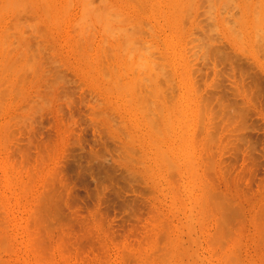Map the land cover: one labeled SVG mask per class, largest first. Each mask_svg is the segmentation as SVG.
<instances>
[{
    "label": "rangeland",
    "instance_id": "rangeland-1",
    "mask_svg": "<svg viewBox=\"0 0 264 264\" xmlns=\"http://www.w3.org/2000/svg\"><path fill=\"white\" fill-rule=\"evenodd\" d=\"M31 1L5 0L4 2V0H0V6L3 5L2 9L0 7V11L3 10V13L7 10L11 11V14L6 15L5 13L3 14L0 12L3 15L2 17L0 14V28L4 30L5 28L2 27H5L6 25L8 30V32H6V29L4 30L5 33L3 34V38L5 39L0 40L2 42L0 43V47H3V52H1V50L0 52L5 55L7 54L6 57L4 55L5 58H7L8 55L16 58H13L12 61V57L8 56L11 58V61L9 60L10 63L17 62L15 64L13 63L14 66L12 63L10 65L8 64L7 66L9 67L1 63L2 66L0 68V71H3L0 73V80L2 81H0V83L3 87L5 86L3 88L0 85V89H3L0 91V264H161V261L158 260L159 256L157 255H159L158 253L161 252L163 256L160 254V257L163 258L164 254H168V252L171 251V242H169L170 240H166L170 239L171 237V239L174 240L172 241L173 244L171 245L175 248L178 246L176 248L177 250L179 249V251L181 250L184 253L187 252L186 255H188V251L190 252L187 257H185L186 255L184 253L181 255L182 258L180 256V258L183 260L181 263L183 264H193L195 262V264H231L228 262L226 263L220 258V256L223 257V255H218L222 250L221 247H219L220 251H218L219 248L216 247L220 243L219 241H217V243L219 242L217 245L215 241V245L211 246L215 236L218 235H221V238L224 236V240L225 237H227L226 240L236 242L234 244L237 246L236 249L231 248L233 247L232 244L234 242L232 243L229 241L228 244H226L227 241H225L223 245H221L223 247L224 244L228 245L230 251L232 249L236 250V252L232 250L237 256L233 252L232 255L235 256L236 260H239L236 261V264L238 262L239 264H264V241L262 239L261 240L263 242L257 240L259 239L258 236H260V234L257 236L259 233L257 231L261 229L262 225V231H264V33H262L264 32V20L262 22L261 18L263 16L262 14H259H264V7L262 8L260 2L262 0H230L231 3H227V5L226 2H229V0H226L225 3H222L224 0H219L218 2L216 0L215 3L214 0H210L211 2L208 0H137L136 4V0H123V2L122 0H113L114 2L112 0H107L110 1L109 3H105L106 5L107 3L110 4L108 7L111 6V3L112 6L110 8H114L113 3L116 4L115 7H118L117 4H120L121 10L118 9L119 7L117 10L114 8L116 11H113V9H110L109 11V9H107V12L110 14L108 15L107 12H104L105 16L103 17L108 16L107 19L109 20L110 18L111 20V18L114 16L112 13L115 12V16L116 14H119L116 18H118V22H120L122 19V21H124L125 16H128V14L130 15L126 18L127 21L125 22H128V24L124 23L126 24L125 26L122 25V22V26H120V23H116L117 19L116 22L113 21L117 24V26L119 25L120 27L117 29L115 28L116 26H114V29L118 31L119 34L122 32V30H124L123 28L121 30V27L128 29L127 31L125 29L122 35L120 34L122 38H124L126 35H128V37L130 36L129 38L127 37L124 39L127 40L126 42L121 39L119 34H116L117 32H114L115 30H112L114 24H112V20L109 24V27H112L111 29H108L109 27L107 24L109 22L107 23L105 19H101L102 16L99 18L100 15L98 14V17L96 18H99L101 21H96L98 23L94 24L96 18L93 16V14L91 15V13H87L91 9L90 5L95 6L94 4L96 3H99L96 5H100V8L101 3H103L101 10L105 11V4L103 0H101V3L99 0H89L88 2L92 1L91 4L84 2L87 0H84L83 2L80 0L83 5L85 4L84 7L87 11L85 13L83 12L84 8L81 9L83 5L81 4L80 6V1L72 0L73 2H70L72 3L71 5L70 3H67L70 6H67L69 13L67 10V12H64L66 16L64 15L65 18L63 20L61 18V12L63 14V11H60L61 9L58 8L59 10H56L55 14L57 16L59 11L60 15L58 14V18H56L55 14H53V11H55L53 9H57V7L60 5L63 6L65 0H62L64 3H62L60 0V5L57 4V1L59 0H54L56 3H54V5L53 1L50 0L49 3L52 2L51 4L53 5V9L51 8V11L48 9L51 4L46 5L47 1L45 2V0H41L40 3V0ZM34 1L35 6L33 4ZM117 1L120 3H116ZM232 1L234 3L233 5H235L237 2L235 5L236 9L233 7V5L231 6ZM243 1H247V5L245 3L243 4L246 5V7L248 6V9L242 4ZM257 1L260 3L258 4ZM42 2H45V6H42ZM124 2L127 4L125 5ZM192 2L195 9L193 8V5H191ZM198 2L200 5L197 4ZM253 2L255 6H253ZM86 3L89 4L87 7L90 8L86 7ZM203 3L204 5L202 7L201 4ZM211 3L213 6L217 3L215 5L214 11L212 7V9L209 8L210 5L212 6ZM219 4H224V6L226 5V7H224L225 10L223 6H220ZM39 5L42 6V8L44 7L45 12L42 10V8V13L39 11ZM77 5H79L80 8H78ZM131 5L135 7L136 5L139 6L135 8ZM46 6L48 7L47 10L45 9ZM61 6L60 8H62ZM229 6H231V8ZM258 6L262 8V10H259ZM6 7L7 10L4 9ZM9 7L10 9H8ZM13 7L15 14L14 11H12ZM170 7L173 8L171 9ZM219 7L223 8L221 9L222 12L220 11ZM237 7L239 10H241V12L239 11L240 13L238 12ZM255 7L258 8L259 13L257 14L255 13ZM65 8L66 7L64 6L63 9ZM96 8L98 7L96 6ZM100 8L97 10L101 12ZM138 8H140V10ZM189 8H191V10ZM197 8H199L198 12ZM150 9L152 12L149 11ZM188 9L189 13L191 11L190 15L192 14L189 21L186 18L190 16L185 12ZM78 10L84 15L81 13L78 14ZM92 10L93 9H91V12H93ZM124 10L127 15L125 12L123 14ZM226 10H229V13ZM10 11L6 13H10ZM49 11L50 13L52 12L49 15L52 16L53 14L55 16L54 18H52L53 16L51 17L48 15ZM235 11H237L238 14L242 13V18L240 15L235 13ZM184 12L188 17L185 15L183 17L186 18L182 17ZM196 12L198 13V16ZM219 12L221 14H218ZM226 12L228 15H226ZM93 13L94 15L97 14L95 12ZM120 13L124 15L121 16L122 18H120ZM146 13L147 15H145ZM46 14L49 17V20L46 18ZM87 14L91 15L90 19L93 16L95 20L88 19L89 16H85ZM230 14L232 15L230 16ZM43 15L46 19L43 17ZM101 15H103L102 12ZM195 15L196 17L194 18ZM223 15H226L227 17H224ZM236 15L237 18L239 17V20L241 18L240 21L235 18ZM78 16L81 19L83 16H85L87 21L85 20V22L83 21L84 23H82V20H80ZM206 16L208 17L207 19ZM210 16L213 17V19L215 18V21L210 20L212 19ZM14 17L16 18L14 19ZM129 18L132 19L130 20ZM225 18H231L234 19V21L229 19L228 23L225 24L223 23L226 20ZM52 19L57 20L53 21ZM163 19H165L164 22ZM46 20L49 22L47 23ZM92 20H94V22H92ZM138 20H140V23L138 22L139 24L137 23ZM182 20H184V27L181 23ZM10 21L13 22L14 26ZM102 22H104V24L107 26L106 27L104 25L107 30L102 25V28L100 27V23ZM229 22H232V24H229ZM73 23H75V26H73ZM92 24L95 28H104V31L106 30V32L112 30L109 34L113 32L112 35H118L119 39L123 41L124 45L128 44L129 47L131 46L130 48L127 46L126 49H134L136 52L137 48L138 51L136 53L130 50L126 51L123 45L125 54H123V51H121V53L124 55V57L122 56L120 59V54L117 53L119 60L115 59L116 61H114L113 58L117 57L116 52H120L121 50L122 46L120 47V50L118 46L122 45V42H120V44L118 43V37L115 38L112 37V35L110 36L113 38V40L115 38L114 41L116 42L113 43L119 44L116 51L115 44L112 45V39L109 40L108 38L109 34L107 33V36L105 35L107 39L105 36L102 37L101 34L105 32L102 30L100 31L102 33H97L99 32L98 28L97 30H94V28H91ZM235 24H237L238 29H235ZM77 25H81L80 28L83 27V30L85 29L84 27L87 26L96 32L94 33L89 28L91 32H88L89 34L87 35L86 31L89 30L85 29L86 33L80 30L81 33H85L88 37L87 41H85L86 39L82 37L83 34H80V31H78L79 28L77 27L79 26ZM253 25L257 30L252 29L254 28ZM128 26L130 27L128 28ZM138 26H141V28ZM180 26H182V28ZM193 26H196V28L200 29V31L196 30L195 28L194 29L197 32L194 31L192 28ZM227 26H233L234 31H232V28H230L232 30L227 29ZM71 27H76L75 30L78 29V35L80 34V37L83 38H80L83 40V45H81L82 43H79L82 40L78 39L79 36L76 33L77 31L75 32L74 28L72 29ZM148 29H151L152 32L151 30L148 31ZM54 30H56L58 33ZM119 30L121 32H119ZM237 30L240 32H238V36H232V33H234L233 35H237V33H235ZM16 31L19 33L22 32L20 34L21 36L18 34V32L16 33ZM140 31L142 33L139 35L138 33ZM192 31L194 32L191 33ZM126 32H128V34L125 35L124 33ZM164 32L167 33L164 34ZM201 32L202 35L207 34V38L205 35L202 36ZM259 32L262 35H260ZM2 33H0V39H2ZM208 33L210 34L208 35ZM23 34L24 36H22ZM239 34L241 35L240 37ZM148 35H150V38H148ZM186 35L188 37L192 36V38L188 39ZM199 35L202 36V40L204 39V42H201L202 40L197 41L200 39ZM135 36L136 38H134ZM258 36H260V38H258ZM74 37H76L79 41H77L76 38L74 39ZM193 37L198 38H194L193 40ZM90 38H94L92 39L93 41H90L91 43L88 42V40H91ZM101 38L111 41L112 44H104V40L102 41ZM205 38L208 39V42L214 45L212 46L211 44H208L207 41L205 44ZM139 39H142L141 41L144 42V44L142 42L143 45L147 44L146 47L140 44L141 41H137ZM155 39L157 41H155ZM236 39L240 40L237 41ZM100 40L105 45H103L104 47L100 46L102 45V43H99L101 42ZM148 40L149 42L146 43ZM188 40L190 43L187 42ZM16 41H18V43H16ZM24 41H26V43ZM109 41L108 43H110ZM85 42L88 43L87 46L89 51L85 50L87 44ZM199 42L201 43V46H199L200 49H196L199 44L196 46V48L194 47V44ZM4 43H7V45L9 44L8 46L11 48L10 54L7 53V51L9 52V48L6 49L8 46H6ZM161 44L164 47L160 46ZM75 45H79V47L82 48L77 50L79 51V54L76 51L77 46ZM20 46L25 47L22 49ZM106 46L110 48L107 50ZM112 46H115L114 49ZM99 47L101 50L105 49L103 50L102 56V51L99 49ZM140 47H142V50H144L139 51V49L141 50ZM153 47L154 49L152 50ZM156 47L158 49H156ZM192 47L194 48L192 49ZM240 47L241 49H239ZM202 48L205 49V51L211 50L209 53L214 52L217 54L216 57L215 54L213 55V53L210 54V56L207 51V53H205L207 55L205 60H202V57H205L202 56L204 53ZM214 48L217 50H213ZM194 49L198 51H195ZM4 50H6V53ZM192 50H194L197 54L195 55ZM98 51H101L100 54ZM109 51L113 53H109ZM217 51H219V55ZM129 52L130 54L131 52L135 54H131V59L135 58L134 61L125 59V55H127V58L128 55L130 56V54H128ZM143 52L144 55H142ZM152 53H158L159 56L155 55L153 60L152 58H149V56L152 57ZM191 53L192 55H195L193 56L194 58L191 57ZM16 54H18V56ZM83 54H85L86 57ZM139 54L141 55L140 57H142L141 61L148 60L150 62L152 59L151 61L154 64L150 62L152 63L150 66L148 61V65H146L147 63H144V66L141 67L142 69L144 68V72L141 69L143 74L141 73V76H138L137 71L140 68L139 66L143 64H140L142 62L137 61V66L139 68L136 67V75L134 74L133 76L130 74V72H128V70L132 71L131 68L132 66H135L134 62L137 60V58L140 60L138 57ZM98 55L102 57V60H105L103 62H105L106 65H104L105 67L102 66L104 67L102 68L103 70L100 68L101 65H103V62H100L102 60L98 59ZM104 55L106 57H104ZM108 55H112V58L108 57ZM199 55L202 57H199ZM90 56L91 59L89 58ZM107 57L108 61L106 59ZM160 57H163L162 60ZM1 58L3 61L0 60V62L5 63V58H3V56ZM86 58H88V61ZM200 58L201 60L199 61L198 59ZM109 59H111L113 63L115 62L114 65L116 69H112V71L108 69L111 68L110 65L112 68H114L112 61L110 62ZM187 59L190 60V62L187 61ZM214 59L216 60L215 64H213ZM120 60L124 64L123 65L120 63L122 65L121 69H119L120 64L116 65L120 62ZM96 61H99L98 63H101V65H97ZM196 61L197 63H195ZM90 62L92 64L94 63V65H90ZM129 62H133L131 68L128 67ZM156 62H159L157 63L158 68L156 66ZM80 63H83L81 64L82 66ZM160 63H164V65L167 63V65H162L163 69H161ZM202 63L203 65H200ZM86 64L89 65L91 70L90 72L88 70V65ZM125 65L128 68H125ZM98 67L101 70H99ZM145 67L147 70H145ZM192 67H194L193 70H191ZM134 68L135 67H133V69ZM5 69H8V71H5ZM122 69H125V75V72ZM149 69H151V71ZM153 69L158 70L156 72L157 74L155 72L153 74ZM165 69L168 71H165ZM92 70L96 74L92 72ZM98 70L101 71V73ZM121 70L123 74H121ZM146 71H148V73ZM160 71L161 74L159 75L158 73ZM145 72L147 73L148 77H146V75L144 76ZM162 72L164 74L166 73L164 77ZM3 73L4 75H2ZM113 73H115V76L117 74L119 75L116 77V79L118 78L116 83H125L117 86L118 83L116 84L114 82L115 78L112 81V83L114 82L113 84H115L118 89L119 87H122L120 89V91L123 90L121 91L122 93L120 91L118 92V89L112 90L111 93H109L110 91L104 90L106 89L104 86H106V84L111 80L110 77L113 78ZM129 74L136 79V83L131 84L134 82V79H132L133 81L127 80L131 79ZM8 75H13V77ZM15 75L18 76V79ZM103 75L105 77L107 75V79L109 77L110 80L107 82V79H102L101 76ZM155 75L158 76V78L157 76L155 77L156 80L154 78ZM189 75L192 76L190 77ZM124 76L125 78H123ZM149 76L153 79L151 78L149 81H147L146 78L149 79ZM97 77L101 79L98 81ZM161 78L162 81L164 80V83L165 81L166 83L168 81L169 84H164L161 81ZM124 79L127 81V83L130 81V84L133 86L128 88V84H126ZM102 80L103 85H100V81ZM138 80H143L144 82L147 81V85L145 84L146 82L143 83L139 82ZM18 81H21L19 82L20 84ZM96 81L99 84L96 83ZM141 83L145 85L142 86ZM135 84H137V86ZM149 84L153 86V90L152 86L150 87ZM160 84H162L161 86L164 89L160 87ZM191 84L193 86L195 85L194 87L197 89L196 91L194 87L191 86ZM8 85L11 86V90L6 92V96L5 90L9 89ZM12 85H14L13 88L16 87L14 88L16 91L13 90L14 92L12 91ZM115 85L111 86L110 84L109 86L115 88ZM126 87L127 90L125 91ZM142 88H144V92L142 91ZM128 89L129 92L132 91L131 94L134 93L135 95H129L127 92ZM145 89H151V91H145ZM161 89L162 91H160ZM107 90H110L108 86ZM114 91L117 93L114 94ZM138 91L139 93H137ZM140 91H142L143 94ZM193 91L196 93H193ZM15 92L17 93L16 95L18 97H16ZM157 92L160 93L158 94ZM124 94L125 96L129 95L130 99L128 98L129 96L125 98V100L122 99L124 98L122 97ZM149 94L154 99L151 98ZM140 95H145L147 101L143 96L140 97ZM14 96L15 98H13ZM135 96H139V99L142 100L145 99V102H141V100H139V103H144V106H140L138 103V97L136 98ZM1 97H4V101L1 99ZM198 98L202 101H200ZM12 99L15 100L12 101ZM120 99L123 103L120 101ZM129 100L132 104L129 103ZM127 101L131 106L127 103ZM1 102H4V104H1ZM133 104L137 106H133ZM197 104L199 105L197 106ZM10 105H12V107ZM121 105H123V107H121ZM129 106L130 108H125ZM146 106H148L147 108L149 109L144 108ZM211 106L213 107L211 108ZM139 107L140 109L144 108L143 110H149L148 112L150 114L146 111H143L142 109L139 110ZM135 108H137L139 112ZM127 109H130V111H127ZM158 110L159 113L157 114ZM141 111L145 114V116L143 113V115L140 116ZM165 111H168L167 113L169 114V121H166L168 114ZM129 116L131 119H129ZM149 118H151L153 122H151ZM153 119H155V121ZM130 121L136 124H131ZM153 123L155 126L158 125L157 128ZM2 124L6 127H4V132L1 130L3 128ZM123 124L125 125L123 126ZM150 124H152L156 130L152 128L154 129L152 131L151 127L149 128V126H151ZM167 124L170 125L168 126ZM136 125H138V128H140L138 129ZM133 126L134 129L135 127L137 129H132ZM159 128L161 131L158 130ZM163 130H167L168 134ZM139 131H141L140 135ZM145 132L147 135L149 134V140L152 136L151 139L153 142L156 141L157 143L155 142V144L159 145L154 147L158 146L159 148H164V150L160 148L161 151H165V156H169L171 161L174 160L173 162H168V157L163 158L164 160H160V156L164 157V154L158 156V153H161V151L158 147V149L153 148V144L151 146L150 143L152 142L147 140L148 136L145 134ZM160 132L161 134H159ZM135 133L139 136L137 135L136 137ZM155 133L158 135L155 136ZM131 136L132 141L130 140ZM140 139H142L141 142ZM164 139L168 142H166ZM194 139H196V145L192 142ZM148 145L149 147H146ZM167 146L170 149H168ZM174 147L177 152H174ZM148 148L150 149V153H148ZM155 149L156 151L159 150V152H155ZM146 155L148 156V159ZM152 155L156 157H153L156 159L155 161H153L154 159L151 158ZM187 159L189 160L188 163ZM162 160L164 163L166 160H168L166 162L168 164L165 163L164 165ZM182 161L187 165H184ZM156 163L157 165L159 164V167L156 165ZM192 165L194 167H192ZM185 166L186 168H184ZM189 167L193 169H190ZM184 169L188 171L185 172ZM189 171L190 175H192L193 172L195 174L194 182H192L195 184H193V187L192 183H188V179L190 178H188V175L186 174H188ZM203 180L206 181L207 186L205 187V191L209 188H213L211 192V189H209V198L207 200L210 201L209 203L215 206L214 208L211 205L214 210L211 206H209L208 210H210V213L213 212L211 213L212 215H210V213L207 214L209 212L207 210V205L209 203L207 204V201L205 203V200L207 199L205 198L207 197V195L205 196L206 192L202 193V190L204 191V187L201 184ZM203 184L205 186V183ZM200 185L203 188H200ZM190 187L196 190L191 192ZM188 189L190 192H188ZM174 192L177 194H174ZM189 193L191 194L190 196ZM197 196L199 197V202H197ZM201 197H203V205L201 204ZM213 198H215V203H212ZM195 203H197V205ZM201 205L206 209L204 208L202 210ZM218 206L220 207L219 209L223 210H220V212L219 209L216 210ZM200 208L202 212L199 211ZM205 210H207V213ZM198 211L202 213V216L204 214L207 216L202 217ZM218 212L221 214V216ZM197 222L201 223L199 224L201 227ZM228 230H230L231 233L228 232ZM212 232H214L215 235H212ZM232 233H234V236L237 234L238 236H236L238 238H236V236L234 237L233 235L231 236ZM262 234L263 235L260 236V238L264 237V232ZM209 235L213 237L211 238L213 240L209 238ZM195 238H198L199 240ZM207 241L211 243L208 244ZM222 242L223 241L221 240V243ZM166 245L169 246L167 247ZM163 246L166 248L164 249ZM225 247L222 252L227 251V248L225 249ZM162 248L168 252L162 253V251H164ZM148 252L150 254L149 256ZM192 253H195L196 257ZM166 260H168V257ZM169 261L171 263L172 260L169 259L168 262ZM178 263L180 264V260Z\"/></svg>",
    "mask_w": 264,
    "mask_h": 264
},
{
    "label": "bare ground",
    "instance_id": "bare-ground-1",
    "mask_svg": "<svg viewBox=\"0 0 264 264\" xmlns=\"http://www.w3.org/2000/svg\"><path fill=\"white\" fill-rule=\"evenodd\" d=\"M9 1H10V0H9ZM30 1H31V0H30ZM38 1H39V0H38ZM43 1H44V0H43ZM46 1H47V2H46ZM52 1H53V5H54L55 2H54V0H52ZM63 1H64V0H63ZM71 1H72V0H70V1H69V0H65V3H66V5H65V3L62 2V0H61V2L64 3L63 6H61V5L59 4V2H60V0H59V1H57V4L60 5L62 8H60V6H58L57 9H56V8L53 9V5L51 4L52 2L49 3L50 0H49V1H48V0H45L46 5H47V4H49V5L51 4L49 8L46 6L45 9L47 10V8H48V9L51 11V8H52L53 10H55V11L52 10V11H53V14H55L56 10L61 9L60 11H63V14H62V12H61V16H62L61 18H62V20H63V19L65 18V16H66L64 12H67V11L69 10V9L67 8V6H69L68 4H69ZM79 1H80V0H79ZM83 1H84V0H82V2H83ZM88 1H89V0L84 1V2H88ZM103 1H104V4H105L106 2H108V3L110 2V1H107V0H106V1L103 0ZM112 1H113V0H112ZM119 1H120V0H119ZM119 1H117L116 3H118ZM128 1H129V0H128ZM132 1H133V0H132ZM132 1H131V2H132ZM134 1H135V0H134ZM139 1H140V0H139ZM155 1H156V0H155ZM160 1H161V0H160ZM188 1H189V0H188ZM192 1H193V0H192ZM196 1H198V0H196ZM206 1H207V0H206ZM208 1H210V0H208ZM215 1H216V0H214V3H215ZM218 1H219V0H217V2H218ZM221 1H222V0H221ZM225 1H226V0H224V2H222V3H225ZM254 1H255V0H254ZM259 1H260V0H259ZM4 2H5V0H4ZM6 2H7V1H6ZM25 2H26V1H25ZM31 2H32V1H31ZM36 2H37V1H36ZM40 2H41V0L39 1V3H40ZM45 2H42L43 5H42V4H40V5L45 6ZM72 2H73V1H72ZM93 2H94V1H93ZM99 2L101 3V0H99ZM113 2H114V1H113ZM122 2H123V0H122ZM131 2H130V3H131ZM174 2H175V1H174ZM199 2H201V1H199ZM199 2H198L197 4H199ZM210 2H211V1H210ZM246 2H247V1H245V2L243 1L242 4L245 3V4L247 5ZM257 2H258V1H257ZM260 2H261V6H262V8H263V7H264V2H263V0L260 1ZM260 2H258V4H259ZM10 3H11V2H10ZM17 3H18V2H17ZM19 3H20V2H19ZM67 3H68V4H67ZM88 3L91 4L92 1H91V2H88ZM95 3H96V2H95ZM108 3H107V5H106V4L104 5L106 9H105L104 6H103V8H104L105 11L101 10V9H102V4H103V3H101V8L99 7L100 5H96V4H99V3H96V4L93 3L95 6H91V5H90L91 9H93L92 11L95 12V13H97V14H95L96 16L94 15L93 12H91V9L89 10L90 12H89V11L87 12L86 9H85V7H84L85 4L83 5V3H81V1H80V6H81V4H82L83 7H82L81 9L84 8V9H83L84 11H83V10H81V11H83L84 13H85V12H87V13H91V15L93 14V16H94L95 18L98 17V16H97L98 14L100 15L99 18H101V16H102L101 19H105L107 23L109 22L108 24L106 23V24L108 25V27H109V24H110V22H111V20H112V24L114 23V24H113V27L110 26L108 29H111V27H112V28H113V29H112L113 31L115 30V29H114V26H116L115 28H117V29L120 28L119 25L117 26L116 23H118V24L120 23V26H122V25L125 26L126 24H128V22L126 23L125 21H127L126 18L130 16L129 14H128V16H125L124 21H122V20H123V19H122L120 22H118V18H116L119 14H118V15L116 14V16H115V14H114L115 12L112 13V15H114V16L112 17L113 19L111 18V20H110V18H109V20L107 19V17H108L107 15H106L107 17H103V16H105L104 12H107V11H108L107 9H109V11H110V9H111V10L113 9V11H116L118 7H119L118 9H120V7H121L120 4H117L118 7H115L116 4L113 3V7L116 9V10H114V8H110V7L112 6V3H111V6H110V7H108V6L110 5V4H108ZM119 3H120V2H119ZM133 3H134V2H133ZM136 3H137V0H136L135 4H136ZM187 3H188V2H187ZM220 3H221V2H220ZM227 3H231L230 0H229V2H228V1L226 2V5H227ZM248 3H249V2H248ZM0 4H1V3H0ZM2 4H3V3H2ZM22 4H23V3H22ZM33 4H34V6H35V1H34ZM33 4H32V5H33ZM37 4H38V3H37ZM55 4H56V3H55ZM71 4H72V3H70V5H71ZM73 4H74V3H73ZM86 4H87V3H86ZM121 4H123V3H121ZM124 4L126 5L127 3L124 2ZM124 4H123V5H124ZM135 4H134V5H135ZM149 4H150V3H149ZM181 4H182V3H181ZM188 4H189V3H188ZM188 4H187V5H188ZM211 4H212V3H211ZM216 4H217V3H216ZM216 4H214V6H213V4H212V6L209 4L210 7H209V6H207V7H209V8L212 7V8H213V11H214V8H215V5H216ZM233 4H234V3H233V1H232L231 6H232ZM236 4H237V2H236ZM236 4H235V5H236ZM255 4H256V3H255ZM12 5H13V3H12ZM30 5H31V4H30ZM30 5H29V7H30ZM40 5H39V6H40ZM49 5H48V6H49ZM88 5H89V4H87L86 7H87ZM128 5H129V4H128ZM172 5H173V4H172ZM191 5H193V2H192ZM199 5H200V4H199ZM201 5H202V7H203L204 3L201 4ZM206 5H207V3H206ZM219 5H220V4H219ZM219 5H218V6H219ZM221 5H222V4H221ZM221 5H220V6H221ZM226 5L224 6V4H223V5H222L223 8L226 7ZM235 5H233L234 8L236 7ZM243 5H244V4H243ZM246 5H244V7L248 9V6L246 7ZM2 6H3V5H2ZM2 6H0L1 9H2ZM16 6H17V5H16ZM16 6H14V7H16ZM21 6H22V5H21ZM39 6H38V7H39ZM42 6H40V10H39V11H41V13H42V10H44V7L42 8ZM51 6H52V7H51ZM64 6L66 7L65 9H63ZM96 6H97L98 8H96ZM106 6H107V7H106ZM131 6H133V5H131ZM137 6H139V5H136V7H137ZM140 6H141V4H140ZM231 6H229V7L231 8ZM237 6H238V5H237ZM253 6H255V5H254V2H253ZM10 7H11V6H10ZM10 7H9L8 9H10ZM14 7H13V10H12V11H14ZM23 7H25V6H23ZM32 7H33V6H32ZM69 7H70V6H69ZM77 7L80 8L79 5H77ZM90 7H87V8H90ZM93 7H95V8H93ZM127 7H128V6H127ZM133 7H135V6H133ZM136 7H135V8H136ZM188 7H190V6H188ZM191 7H192V6H191ZM229 7H228V8H229ZM233 7H232V8H233ZM258 7H259V6H258ZM25 8H27V7H25ZM33 8H34V7H33ZM41 8H42V10H41ZM58 8H59V9H58ZM99 8H100V10H101V12H102L103 15H101V12H100L99 10H97V9H99ZM140 8H141V7H140ZM140 8H138V9L140 10ZM170 8L172 9L173 7H170ZM186 8H187V6H186ZM186 8H185V9H186ZM193 8H194V5H193ZM212 8H211V9H212ZM219 8H220V7H219ZM223 8L221 7V8H220V11H221V9H223ZM228 8H227V9H228ZM230 8H229V9H230ZM237 8H238V7H237ZM241 8H242V7H241ZM252 8H253V7H252ZM252 8H251V10H252ZM255 8L257 9V12H256V9H255V13H256V14L259 13V12H258V8H257V7H255ZM262 8L259 7V10H262ZM4 9L7 10V7L4 8ZM37 9H38V8H37ZM70 9H71V8H70ZM94 9H95V11H94ZM142 9H143V8H142ZM142 9H141V10H142ZM160 9H161V8H160ZM189 9L191 10V8H189ZM189 9H188L187 11H185V12L188 13L190 17H188L187 15H185V12H184V14L182 15V17H183L184 15H185L186 17H188V18L183 17V18H186L188 21L191 19V15H192V14L190 15L191 11H190V13H189ZM194 9H195V8H194ZM198 9H199V8H197V12H198ZM207 9H208V8H207ZM211 9H209V10H211ZM217 9H218V8H217ZM235 9H236V8H235ZM247 9H246V10H247ZM33 10H34V9H33ZM66 10H67V11H66ZM79 10H80V9H79ZM79 10H78V12H77L78 14L81 13V12H79ZM120 10H121V9H120ZM125 10H126V6H125ZM125 10L123 11V14H124ZM127 10H128V9H127ZM143 10H144V9H143ZM161 10H162V9H161ZM181 10H182V9H181ZM224 10H225V8H224ZM231 10H232V9H231ZM246 10H245V11H246ZM2 11H3V10H1L0 12H2ZM9 11H10V10H7L6 12H9ZM50 11H49L48 15L52 13V12L50 13ZM149 11H151V9H150ZM182 11H183V10H182ZM203 11H204V10H203ZM205 11H206V10H205ZM207 11H208V10H207ZM213 11H212V13H213ZM226 11H228V13H229V10H226ZM239 11L241 12V10H239V8H238V12H239ZM253 11H254V10H253ZM6 12H4L5 15H6V14H11V11H10V13H6ZM44 12H45V10H44ZM98 12H99V13H98ZM111 12H112V11H111ZM118 12H119V11H118ZM144 12H145V11H144ZM151 12H152V11H151ZM197 12H196V13H197ZM221 12H222V11H221ZM232 12H233V11H232ZM240 12H239V13H240ZM251 12H252V11H251ZM2 13H3V12H2ZM2 13H0V14L2 15ZM4 13H3V14H4ZM35 13H36V12H35ZM68 13H69V11H68ZM107 13H108V12H107ZM116 13H117V12H116ZM226 13H227V12H226ZM226 13H225V14H226ZM228 13H227L226 15H228ZM230 13H231V12H230ZM235 13H237V11H235ZM243 13H244V12H243ZM14 14H15V11H14ZM43 14H44V13H43ZM53 14H52L53 17H52L51 15H49V16H51L52 18H54V17L56 16V14H55V16H54ZM58 14H59V11H58ZM58 14H57L56 18H58ZM81 14L84 15L83 13H81ZM109 14H110V13H108V15H109ZM123 14L120 13V18H122L121 16H124ZM125 14H126V12H125ZM143 14H144V13H143ZM206 14H207V13H206ZM210 14H211V11H210ZM210 14H209V15H210ZM213 14H214V13H213ZM218 14H221V13L219 12ZM237 14H238V13H237ZM246 14H247V12H246ZM256 14H255V15H256ZM259 14H260V15L262 14V16L264 17V14H263V13H259ZM1 15H0V16H1ZM40 15H41V14H40ZM46 15H47V14H46ZM48 15H47L46 18H48V20H49ZM59 15H60V14H59ZM64 15H65V16H64ZM71 15H72V14H71ZM91 15H90V14H89V15L87 14V15H85V16H89L88 19H90V16H91ZM126 15H127V14H126ZM145 15H147V13H146ZM207 15H208V14H207ZM226 15H225V16L223 15V16H224V17H227ZM231 15H232V14H230V16H231ZM233 15H234V14H233ZM238 15L241 16L242 13H241V14H238ZM35 16H36V15H35ZM63 16H64V17H63ZM79 16H80V15H79ZM79 16H78V17H79ZM85 16H83L84 19H83V18H82V19L80 18V17H82V16L79 17L80 20H82V21H81L82 23H84L85 20H86V19H85V18H86ZM93 16H92L91 19H94V20H95V18H94ZM160 16H161V13H160ZM162 16H163V15H162ZM197 16H198V13H197ZM211 16H212V14H211ZM211 16H210V18H212V19H210V20L215 21V18L213 19V17H211ZM220 16H221V15H220ZM251 16H253V15H251ZM262 16H261V17H262ZM2 17H3V15H2ZM4 17H5V16H4ZM9 17H10V15H9ZM43 17H44V15H43ZM78 17H77V18H78ZM109 17H110V16H109ZM114 17H115V19H114ZM170 17H171V15H170ZM195 17H196V15L194 16V18H195ZM228 17H229V16H228ZM233 17H234V16H233ZM233 17H232V18H233ZM258 17H259V16H258ZM263 17L261 18L262 22H263V20H264ZM5 18H7V17H5ZM10 18H11V17H10ZM15 18H16V17H14V19H15ZM44 18H45V17H44ZM46 18H45V19H46ZM59 18H60V17H59ZM99 18H98V19L96 18L95 22H94V20H92V22H94V24H95V23H98L99 21H101V20H99ZM120 18H119V19H120ZM142 18H143V17H142ZM163 18H164V17H163ZM207 18H208V17L206 16V19H207ZM221 18H222V17H221ZM221 18H220V19H221ZM235 18H237V15H236ZM238 18H239V17H238ZM238 18H237V20H239ZM241 18H242V16H241ZM241 18H240V20H241ZM12 19H13V18H12ZM75 19H76V18H75ZM91 19H90V20H91ZM116 19H117V22H116ZM129 19H130V18H129ZM131 19H132V18H131ZM131 19H130V20H131ZM140 19H141V17H140ZM154 19H155V18H154ZM225 19H226V20H225V22H223V23L226 24V23H228L229 19H231V18H225ZM227 19H228V20H227ZM1 20H2V19H1ZM8 20H9V18H8ZM42 20H43V19H42ZM52 20H53V19H52ZM55 20H57V19H54L53 21H55ZM136 20H137V19H136ZM187 20H186V22H187ZM193 20H194V19H193ZM231 20L234 21V19H231ZM240 20H239V21H240ZM254 20H255V18H254ZM259 20H260V19H259ZM261 20H260V21H261ZM37 21H38V20H37ZM43 21H44V20H43ZM59 21H60V19H59ZM83 21H84V22H83ZM86 21H87V20H86ZM96 21H98V22H96ZM102 21H103V20H102ZM113 21H115L116 23L113 22ZM128 21H129V20H128ZM132 21H134V20H132ZM142 21H143V20H142ZM164 21H165V19H163V22H164ZM183 21H184V20L181 21L182 25H183ZM194 21H195V20H194ZM196 21H197V20H196ZM222 21H223V20H222ZM226 21H227V22H226ZM235 21H236V19H235ZM242 21H243V20H242ZM252 21H253V20H252ZM256 21H257V19H256ZM260 21H258V22H260ZM1 22H2V21H1ZM5 22H6V21H5ZM10 22H12V21H10ZM46 22L48 23L49 21L46 20ZM72 22H73V21H72ZM74 22H77V21H74ZM90 22H91V21H90ZM92 22H91V23H92ZM104 22H105V21H104ZM104 22L100 23V27H101V25H102V26L105 25ZM121 22H122L123 24H122ZM134 22H136V21H134ZM138 22L140 23V20H138L137 23H138ZM173 22H174V21H173ZM236 22H237V21H236ZM14 23H15V22H14ZM124 23H126V24H124ZM139 23H138V24H139ZM141 23H142V22H141ZM145 23H146V22H145ZM211 23H212V22H211ZM230 23L232 24V22H229V24H230ZM234 23H235V22H234ZM252 23H253V22H252ZM252 23H251V25H252ZM8 24H9V23H8ZM8 24H7V25H8ZM15 24H16V23H15ZM19 24H20V23H19ZM35 24H36V23H35ZM54 24H55V23H54ZM71 24H72V23H71ZM74 24H75V23H73V26H75ZM80 24H81V23H80ZM87 24H88V23H87ZM87 24H85V25H87ZM121 24H122V25H121ZM132 24H133V23H132ZM135 24H136V23H135ZM147 24H149V23H147ZM240 24H241V22H240ZM249 24H250V23H249ZM257 24H258V23H257ZM259 24H260V23H259ZM262 24H263V23H262ZM2 25H3V24H2ZM12 25L14 26L13 22H12ZM24 25H25V24H24ZM81 25H83V24H81ZM81 25H77V26H79V27H77V28H79V30H78V29H77V30H78V31L81 30L82 32H85V29H86V30H89V31H86L87 33L85 32L87 35L89 34L88 32H91V30L94 32V30H95V29L97 30V28H98V27H97V28L93 27V24H92V27H91V28H94V30L91 29V28L89 27V28L91 29V30H90V29L87 27L88 25L86 26L87 28L84 27L85 29L83 30V29H82L83 27L80 28ZM96 25H97V24H96ZM98 25H99V24H98ZM136 25H137V24H136ZM157 25H158V24H157ZM184 25H185V24H184ZM184 25H183V27H184ZM195 25H196V23H195ZM233 25H234V24H233ZM235 25H236V26H235V29H238L237 24H235ZM34 26H35V25H34ZM48 26H49V25H48ZM105 26H106V25H105ZM105 26H104V27H105ZM145 26H147V25H145ZM145 26H144V27H145ZM215 26H216V25H215ZM253 26H254V25H253ZM258 26H259V25H258ZM262 26H263V25H262ZM22 27H25V26H22ZM22 27H21V28H22ZM53 27H54V26H53ZM60 27H62V26H60ZM106 27H107V26H106ZM106 27H105V29H106ZM129 27H130V26H128V28H129ZM138 27L141 28V26H138ZM180 27L182 28V26H180ZM227 27H228V28H227ZM227 27H226V28L229 29V30H232V29H233V26H232V27L227 26ZM236 27H237V28H236ZM240 27H241V26H240ZM263 27H264V26H263ZM2 28H5V29H6V32H8V30H7V28H6V25H5V27H2ZM13 28H14V27H13ZM21 28H20V29H21ZM27 28H28V26H27ZM27 28H26V29H27ZM56 28H58V27H56ZM68 28H69V27H68ZM71 28H72V27H71ZM73 28H74V30L76 29V27H73ZM73 28H72V29H73ZM101 28H102V27H101ZM101 28H100V29L98 28L99 32H97V33H102V32H100V31H102V30L104 31V28H103V29H101ZM122 28H123L124 30H122ZM146 28H147V27H146ZM149 28H150V27H149ZM151 28H152V27H151ZM192 28H193V29L195 28L196 30H199V31H200V29H197L196 26H193ZM198 28H199V27H198ZM214 28H215V27H214ZM230 28H232V29H230ZM244 28H245V25H244ZM251 28H252V27H251ZM257 28H258V27H257ZM0 29H1V28H0ZM5 29H4V30H5ZM8 29H9V28H8ZM17 29H18V28H17ZM23 29H24V28H23ZM29 29H31V28H29ZM35 29H36V28H35ZM50 29H51V28H50ZM53 29H54V28H53ZM69 29H70V28H69ZM72 29H71V30H72ZM125 29H126V28L121 27L122 32L119 30V32H121V33H120L121 35L123 34V31H125ZM195 29H194V31H196ZM252 29H255V26H254V28H252ZM4 30L1 29V32H0V33H2V32H3V33L1 34V35H2V36H1L2 39H0V40L5 39V38H3V36H4L3 34L5 33ZM66 30H67V29H66ZM74 30H73V31H74ZM77 30H75V32H76ZM106 30H107V29H106ZM106 30L104 31L105 33H102V34H101L102 37H104L107 33L109 34V33L112 31V30H110L109 32H106ZM127 30H128V29H126V31H127ZM131 30H132V28H131ZM141 30H142V29H141ZM150 30H151V29H148V31H150ZM181 30H182V29H181ZM202 30H203V29H202ZM202 30H201V31H202ZM245 30H246V29H245ZM255 30H257V29H255ZM9 31H10V30H9ZM20 31H21V30H20ZM35 31H36V30H35ZM51 31H52V30H51ZM54 31H56V30H54ZM69 31H70V30H69ZM78 31L76 32L77 35H78ZM81 31H80V34H83V33H81ZM166 31H167V30H166ZM194 31H192L191 33H193ZM204 31H205V30H204ZM210 31H211V30H210ZM232 31H234V29H233ZM232 31H231V32H232ZM259 31H260V30H259ZM17 32H18V31H16V33H17ZM56 32H57V31H56ZM70 32H71V31H70ZM70 32H69V33H70ZM95 32H96V31H95ZM95 32H94V33H95ZM114 32H117L116 34H119L118 31H116V30H115ZM151 32H152V30H151ZM189 32H190V31H189ZM196 32H197V31H196ZM206 32H207V31H206ZM238 32H239L238 30H237V32L235 31V33H237V35H233L234 33H232V36H238ZM256 32H258V31H256ZM21 33H22V32H21ZM21 33L18 32L19 35H20ZM33 33H34V32H33ZM47 33H48V32H47ZM47 33H46V34H47ZM49 33H50V32H49ZM57 33H58V32H57ZM64 33H65V32H64ZM69 33H68V34H69ZM85 33H84V34H85ZM129 33H130V30H129ZM133 33H134V32H133ZM141 33H142V32L140 31L138 34L140 35ZM144 33H145V32H144ZM165 33H167V32H164V34H165ZM187 33H188V32H187ZM210 33H211V32H210ZM210 33H208V35H209ZM239 33H240V32H239ZM259 33H260V32H259ZM262 33H264V32H262ZM8 34H9V33H8ZM66 34H67V33H66ZM70 34H71V33H70ZM80 34L78 35V36H79L78 39H79V40H82V39H83L82 37H84V39H86L85 41H87L88 37L86 36V34H85V35L83 34L84 36L82 35V37H80ZM103 34H104V35H103ZM112 34H113V32H112L111 34H109V37H108V38H109V40L112 39V43H113V42H116V41H114V40H115V38L118 37V35L116 36V35H112ZM120 34H119V36H120ZM124 34L126 35V34H128V32H126V33H124ZM138 34H137V35H138ZM146 34H148V33H146ZM153 34H154V33H153ZM19 35H18V36H19ZM51 35H52V34H51ZM77 35H76V36H77ZM99 35H100V34H99ZM111 35H112V37H115L114 40H113L112 37H110ZM129 35H130V34H129ZM135 35H136V34H135ZM188 35H189V34H188ZM201 35H202V32H201ZM204 35H205V34H204ZM204 35H202V36H204ZM206 35H207V34H206ZM206 35H205V36H206ZM230 35H231V34H230ZM260 35H262V34L260 33ZM14 36H15V34H14ZM16 36H17V35H16ZM20 36H21V35H20ZM22 36H24V34H23ZM48 36H49V34H48ZM56 36H57V35H56ZM78 36H77V37H78ZM90 36H91V35H90ZM90 36H89V37H90ZM106 36H107V35H106ZM106 36H105V38H106ZM154 36H155V35H154ZM186 36H187V35H186ZM199 36H200V35H199ZM202 36H200V37H199L200 39L197 40V41L202 40ZM223 36H224V35H223ZM240 36H241V35L239 34V37H240ZM60 37H61V36H60ZM60 37H57V38H60ZM92 37H93V35H92ZM100 37H101V36H100ZM120 37H121V36H120ZM123 37H124V36H123ZM127 37H128V35H126L124 38L121 37V39L124 40V39H126ZM129 37H130V36H129ZM129 37H128V38H129ZM140 37H141V36H140ZM144 37H145V34H144ZM156 37H157V36H156ZM156 37H154V38H156ZM187 37H188V36H187ZM187 37H186V38H187ZM210 37H211V36H210ZM224 37H225V36H224ZM243 37H244V36H243ZM255 37H256V36H255ZM263 37H264V36H263ZM19 38H20V37H19ZM75 38H76V37H74V39H75ZM80 38H82V39H80ZM105 38H104V39L101 38L102 41L104 40V41H103L104 44H106V43H107L108 45H109V44H112L111 41H109V40H105ZM131 38H132V36H131ZM134 38H136V36H135ZM148 38H150V35H148ZM189 38H192V36H191V37H188V39H189ZM194 38L197 39L198 37H197V38H196V37H193V40H194ZM206 38H207V36H206ZM206 38H205V39H206ZM208 38H209V37H208ZM256 38H257V37H256ZM258 38H260V36H258ZM6 39H7V38H6ZM8 39H9V37H8ZM16 39H17V38H16ZM20 39H21V38H20ZM61 39H62V38H61ZM76 39H77V38H76ZM78 39H77V41H79ZM90 39H91V38H90ZM92 39H94V38H92ZM92 39H91V40H88V42L93 41ZM99 39H100V38H99ZM106 39H107V38H106ZM117 39H119V37H118ZM117 39H116V40H117ZM121 39H119V42H118V43L122 42V45L118 46V45H119L118 43H113V44H112V45L115 44V46H116V49H115V50H116V51H117V46H118L119 50H120V47L122 46L120 52H116V55H117V53L120 54V56H119L120 59H121L122 56L124 57V55H123V54H125L124 47H125V50H126V51H127V50L129 51V50H130V51H133L134 53H136V52L138 51L137 48H136V50H137L136 52H135L134 49H133V50L129 49L131 46L129 47L128 44H127V45H124V44H123V41H122ZM170 39H171V38H170ZM237 39H238V38H237ZM237 39H236V40H237ZM11 40H12V39H11ZM23 40H24V39H23ZM23 40H22V41H23ZM101 40H100V41H101ZM129 40H130V39H129ZM134 40H135V39H134ZM141 40H142V39H141ZM141 40L139 39V40H137V41L140 42ZM145 40H146V39H145ZM150 40H151V39H150ZM193 40H192V41H193ZM203 40H204V39H203ZM203 40H202L201 42H204ZM207 40H208V39L205 40V44L208 42ZM239 40H240V39H239ZM239 40H237V41H239ZM263 40H264V39H263ZM6 41H7V40H6ZM22 41H21V42H22ZM102 41L99 42V43H102ZM105 41H106V42H105ZM108 41H109L110 43H108ZM117 41H118V40H117ZM124 41L126 42L127 40H124ZM131 41H132V40H131ZM151 41H152V40H151ZM155 41H157V40L155 39ZM168 41H169V39H168ZM178 41H179V40H178ZM192 41H191V42H192ZM197 41H195V42H197ZM206 41H207V42H206ZM252 41H253V40H252ZM258 41H259V39H258ZM260 41H261V40H260ZM9 42H10V40H9ZM24 42L26 43V41H24ZM142 42H143V41H141L140 44H142ZM148 42H149V40L146 41V43H148ZM158 42H159V41H158ZM185 42H186V41H185ZM187 42H189V40H188ZM212 42H213V40H212ZM243 42H244V41H243ZM0 43H2V42L0 41ZM16 43H18V41H16ZM63 43H64V42H63ZM79 43H82L81 45H83V40L80 41ZM79 43H75V44H79ZM85 43H87V42H85ZM85 43H84V44H85ZM90 43H91V42H90ZM97 43H98V42H97ZM129 43H130V42H129ZM132 43H133V41H132ZM159 43H161V42H159ZM189 43H190V42H189ZM240 43H242V42H240ZM4 44H6V46L9 45V44L7 45V43H4ZM104 44L102 43V45H100V44H98V45L103 46ZM116 44H117V45H116ZM120 44H121V43H120ZM133 44H134V43H133ZM140 44H139V46H140ZM143 44H144V42H143ZM143 44H142V45H143ZM193 44H194V43H193ZM198 44H199V45H198ZM200 44H201L200 42H199V43H195V44H194V47L196 48V46L198 45L196 49H198V48L200 49V47H199V46H201ZM208 44H211L212 46L214 45V44H212V43H210V42H208ZM253 44H254V43H253ZM253 44H252V45H253ZM256 44H257V43H256ZM0 45H1V44H0ZM2 45H3V44H2ZM18 45H22V44H18ZM87 45H88V43L86 44V47H87V48L85 47V50L89 51ZM89 45H90V44H89ZM108 45H107V46H108ZM123 45H124V47H123ZM135 45H137V44H135ZM146 45H147V44H145V45H143V46L146 47ZM149 45H150V44H149ZM149 45H148V46H149ZM153 45H154V44H153ZM188 45H189V44H188ZM211 45H210V47H211ZM261 45H262V44H261ZM4 46H5V45H4ZM6 46H5V48H6ZM12 46H13V45H12ZM75 46H77L76 51H77V50H80L79 48H81V47H79V45H75ZM84 46H85V45H84ZM94 46H95V45H94ZM94 46H93V47H94ZM104 46H105V45H104ZM104 46H103V47H104ZM107 46H106V47H107ZM110 46H111V45H110ZM115 46H114V47H115ZM127 46L129 47L128 49H126ZM133 46H134V45H133ZM133 46H132V47H133ZM143 46H142V47H143ZM154 46H156V45H154ZM160 46H163V45L161 44ZM202 46H203V44H202ZM207 46H209V45H207ZM207 46H206V47H207ZM16 47H17V44H16ZM20 47H21V46H20ZM23 47H25V46H23ZM23 47H21V48L23 49ZM68 47H69V45H68ZM71 47H72V46H71ZM112 47H113V46H112ZM114 47H113V49H114ZM137 47H138V46H137ZM142 47H140L141 50L139 49V51H143V50H144V49L142 50ZM163 47H164V46H163ZM188 47L191 48L190 46H188ZM194 47H192V49H193ZM204 47H205V46H204ZM204 47H203V48H204ZM215 47H216V45H215ZM217 47H218V46H217ZM220 47H221V46H220ZM249 47H250V46H249ZM253 47H254V46H253ZM258 47H259V46H258ZM8 48H9V49H8ZM14 48H15V47H14ZM89 48H90V46H89ZM101 48H102V47H101ZM109 48H110V47H109ZM109 48L107 47V50H108ZM149 48H150V46H149ZM186 48H187V47H186ZM203 48H202V50H203L204 53H203V54L200 53V52H199V53L202 54V56H205V57L203 58L201 55H199V57L201 56V57H202V60H205V58H206V56H207L205 53H207L208 50L206 49L207 51H205V49H203ZM256 48H257V47H256ZM256 48H255V49H256ZM6 49L9 50V52L7 51V53L10 54V52H11V48L8 46ZM81 49H82V48H81ZM93 49H94V48H93ZM99 49H100V47H99ZM99 49H98V50H99ZM111 49H112V48H111ZM122 49H123V50H122ZM147 49H148V48H147ZM153 49H154V47L152 48V50H153ZM156 49H158V48L156 47ZM163 49H165V48H163ZM187 49H188V48H187ZM209 49H210V48H209ZM211 49H212V47H211ZM239 49H241V47H240ZM243 49H244V48H243ZM253 49H254V48H253ZM0 50H1V52H3V51H2V50H3V47H2V46L0 47ZM90 50H91V48H90ZM95 50H96V49H95ZM100 50H101V49H100ZM103 50H105V49H102V50H101V51H102L101 56H102V54H103ZM119 50H118V51H119ZM194 50H195V49H194ZM194 50H192V52H194V53H195V51H198V50H195V51H194ZM213 50H215V48H214ZM216 50H217V49H216ZM216 50H215V51H216ZM219 50H220V49H219ZM5 51H6V50H4V52H5ZM21 51H22V50H21ZM72 51H73V50H72ZM81 51H82V50H81ZM101 51H100V52H101ZM121 51H123L124 53L122 54ZM147 51H148V50H147ZM147 51H146V52H147ZM154 51H155V50H154ZM186 51H189V50H186ZM209 51L211 52V50H209ZM209 51H208V53H209ZM1 52H0L1 57L3 56V58H5L7 54L5 55V54H2ZM16 52H17V51H16ZM77 52H78V54H79V51H77ZM92 52H93V51H92ZM98 52H99V51H98ZM100 52H99V54H100ZM105 52H106V51H105ZM133 52H131V54H132V55H135ZM149 52H150V51H149ZM151 52H152V51H151ZM155 52H156V51H155ZM222 52H223V51H222ZM256 52H257V51H256ZM5 53H6V52H5ZM12 53H13V52H12ZM22 53H23V51H22ZM87 53H90V52H87ZM109 53H113V52H110V51H109ZM212 53H213V55L215 54L214 52H212ZM212 53H209V55L212 54ZM217 53H218V55H219V51H217ZM20 54H21V53H20ZM76 54H77V53H76ZM96 54H97V53H96ZM106 54H107V53H106ZM121 54H122V55H121ZM128 54H130V52H129ZM131 54H130V56L128 55V58H127V55H125V57H126L125 59H126V60L129 59V60H131V61H132V60L134 61L135 58H134V59H131ZM140 54H141V53H140ZM140 54H139V56H138V57L140 58V60H138V58H137V60H135L136 63L134 62L135 66H132V65H133V62H129V63H128L129 65L126 64L127 62L125 63L126 65H128L129 68H131V66H132V68H131L132 71H129V70H128V72H130V74H132L133 76H134V74L136 73V70H135L136 67H138V66H137V61L142 62V63H140V64H143V65H140V66H139L140 68L138 67V68L140 69V71H139V69L137 68V69H138V71H137V75H138V76H141V73L143 74V72H144V68L142 69L141 67L144 66V63L146 64L147 61H148V60H147V61L144 60L145 62H144L143 60L141 61V58H142V57H140V56H141ZM148 54H149V53H148ZM153 54H154V55H153ZM176 54H177V53H176ZM186 54H187V53H186ZM196 54H197V53H195V55H196ZM204 54H205V55H204ZM4 55H5V57H4ZM16 55L18 56V54H16ZM16 55H14V56H16ZM83 55L85 56V54H83ZM94 55H95V54H94ZM136 55H137V54H136ZM142 55H144V52H143ZM146 55H147V54H146ZM146 55H145V56H146ZM150 55H151V54H150ZM155 55H156V56H159L158 53H157V54L152 53V57L149 56V58H152V59H153V57H154ZM177 55H178V54H177ZM195 55H192V53H191V57H193V56H195ZM216 55H217V54H215V57H216ZM8 56H9V55H8ZM8 56H7L8 59L5 58V63H4V62H0V68H1V66H2L1 63H3V65L5 64L6 66H7L8 64L10 65V64L12 63V62L10 63V61H11L10 59H11V58H9V57H12V56H9V57H8ZM76 56H77V55H76ZM79 56H81V55H79ZM91 56H92V55H91ZM91 56L89 57L90 59H91ZM98 56H99V55H98ZM114 56H115V51H114ZM145 56H143V57H145ZM147 56H148V55H147ZM147 56H146V58H147ZM173 56H174V55H173ZM188 56L190 57L189 54H188ZM188 56H187V57H188ZM210 56H211V55H210ZM210 56H209V57H210ZM257 56H258V55H257ZM1 57H0V60L3 61V59H2ZM77 57H78V56H77ZM85 57H86V56H85ZM104 57H106V56L104 55ZM104 57H103V58H104ZM108 57L112 58V55H111V56L108 55ZM108 57L106 58L107 61H108ZM119 57H118V55H117V57H114V58H113L114 61L119 60V59H118ZM132 57H133V56H132ZM135 57H136V56H135ZM13 58H15V57H12V61H13ZM149 58H148V59H149ZM155 58H159V57H155ZM162 58H163V57H162ZM162 58L160 57L161 60H162ZM176 58H177V57H176ZM182 58H183V57H182ZM193 58H194V57H193ZM193 58H191V59H193ZM197 58H198V56H197ZM218 58H219V56H218ZM15 59H16V58H15ZM78 59H79V58H78ZM83 59H84V58H83ZM86 59H87V61H88V58H86ZM98 59H99V60H100V59L102 60V57L99 56ZM115 59H116V60H115ZM123 59H124V58H123ZM125 59H124V60H125ZM143 59H144V58H143ZM152 59H151V60H152ZM216 59H217V58H216ZM6 60H7V61L10 60V61H9L8 63H6V62H7ZM109 60H110V62L112 61L111 59H109ZM151 60H150V62H152ZM153 60H154V59H153ZM156 60H159V59H156ZM161 60H160V61H161ZM198 60L200 61L201 58L198 59ZM198 60H197V61H198ZM14 61H15V60H14ZM85 61H86V60H85ZM87 61H86V62H87ZM92 61H94V60H92ZM103 61H105V60H102V61H100V62L102 63ZM165 61H166V60H165ZM187 61L190 62V60H188V59H187ZM197 61H196L195 63H197ZM199 61H198V62H199ZM207 61H208V60H207ZM215 61H216V60L214 59L213 64L216 63ZM81 62H82V61H81ZM96 62H97V61H96ZM98 62H99V61H98ZM98 62H97L96 64H97V65H101V63L99 64ZM118 62H119V61H118ZM123 62H125V61H123ZM139 62H138V63H139ZM148 62H149V61H148ZM150 62H149V65L151 66V64H152L153 62H152V63H150ZM175 62H176V59H175ZM177 62H178V61H177ZM208 62H209V61H208ZM208 62H207V63H208ZM217 62H218V61H217ZM13 63H14V62H13ZM13 63H12V64H13ZM15 63H17V62H15ZM15 63H14V64H15ZM107 63H109V62H107ZM112 63H113V61H112ZM114 63H115V62H114ZM114 63H113L112 65H114ZM120 63L123 64L122 61L120 60V62L117 63L116 65H118V64H120ZM157 63H159V62H156V66H157ZM172 63H173V62H172ZM207 63H206V64H207ZM209 63H210V62H209ZM209 63H208V64H209ZM14 64H13V66H14ZM81 64H83V63H80V65H81ZM88 64H89V63H88ZM88 64H86V65H88ZM91 64H92V63L90 62V65H91ZM110 64H111V63H110ZM121 64H120V68H119V69H121V66H122ZM153 64H154V63H153ZM160 64H161V63H160ZM169 64H170V63H169ZM169 64H168V66H169ZM192 64H193V62H192ZM92 65H94V63H93ZM104 65H106L105 62H103V65H101V67H100V66H99V67L102 69V68L105 67ZM107 65H108V64H107ZM123 65H124V64H123ZM126 65H125V68H128ZM146 65H148V63H147ZM146 65H145V66H146ZM162 65H163V66H166L167 63H166L165 65H164V63L161 64V69H163V68H162V67H163ZM190 65H191V64H190ZM190 65H189V66H190ZM200 65H203V63L200 64ZM81 66H82V65H81ZM102 66H104V67H102ZM195 66H196V65H195ZM198 66H199V65H198ZM7 67H9V66H7ZM7 67H5V68H7ZM10 67H11V66H10ZM92 67H93V66H92ZM99 67H98V69H99ZM110 67H111V68H108V69H110L111 71H112V69H116V68H115V65H114V68H112L111 65H110ZM118 67H119V66H118ZM133 67H135V68L133 69ZM146 67H147V66H146ZM146 67H145V68H146ZM154 67H155V66H154ZM169 67H170V66H169ZM179 67H180V66H179ZM84 68H85V67H84ZM86 68H87V67H86ZM88 68H89L88 70H89V72H90L91 70H90L89 65H88ZM122 68H123V67H122ZM148 68H149V66H148ZM157 68H158V66H157ZM159 68H160V67H159ZM164 68H165V67H164ZM193 68H194V67H192V69H191V68H190V69L193 70ZM11 69H12V68H11ZM15 69H16V68H15ZM15 69H14V70H15ZM91 69H92V68H91ZM101 69H99V70H101ZM106 69H107V67H106ZM106 69H105V70H106ZM141 69H142L143 72L141 71ZM155 69H156V67H155ZM166 69H168V68H166ZM166 69H165V71H168V70H169V69H168V70H166ZM179 69H180V68H179ZM0 70H1V69H0ZM6 70L8 71V69H5V71H6ZM83 70H84V69H83ZM94 70H95V69H94ZM96 70H97V68H96ZM99 70H98V71H99ZM102 70H103V69H102ZM122 70L124 71L125 69H122ZM122 70H121V74H123ZM126 70H127V69H126ZM133 70H134V72H133ZM145 70H147V68H146ZM149 70L151 71V69H149ZM153 70H154V69H153ZM153 70H152V71H153ZM172 70H173V69H172ZM191 70H190V73H191ZM198 70H199V67H198ZM9 71H10V70H9ZM86 71H87V69H86ZM107 71H108V70H107ZM157 71H158V70H154V71H153V74H154V72L156 73ZM162 71H163V70H162ZM177 71H178V70H177ZM2 72H3V71H0V73H2ZM11 72H12V70H11ZM15 72H16V71H15ZM87 72H88V71H87ZM92 72H94V71L92 70ZM99 72L101 73V71H99ZM103 72H104V71H103ZM115 72H116V71H115ZM124 72H125V71H124ZM131 72H132V73H131ZM139 72H140V75H139ZM146 72L148 73V71H146ZM146 72H145L144 76L146 75V77H148ZM171 72H172V71H171ZM217 72H219V71H217ZM83 73H84V72H83ZM94 73H95V72H94ZM97 73H98V72H97ZM107 73H108V72H107ZM117 73H118V70H117ZM162 73H163V72H162ZM190 73H189V74H190ZM194 73H195V72H194ZM194 73H193V74H194ZM198 73H199V72H198ZM206 73H207V72H206ZM213 73H214V72H213ZM220 73H221V72H220ZM6 74H7V73H6ZM11 74H12V73H11ZM13 74H14V73H13ZM95 74H96V73H95ZM105 74H106V73H105ZM114 74H115V73H113V75H114ZM125 74H126V72L124 73V75H125ZM127 74H128V73H127ZM130 74H129V75H130ZM153 74H152V77H153ZM156 74H157V73H156ZM158 74L160 75V74H161V71H160ZM0 75H1V74H0ZM2 75H4V73H3ZM85 75H86V73H85ZM100 75H101V74H100ZM100 75H99V77H100ZM129 75H127V76H129ZM135 75H136V74H135ZM164 75H166V73H165V74L163 73V77H164ZM174 75H175V73H174ZM5 76H6V75H5ZM8 76H11V75H8ZM15 76H17V75H15ZM87 76H88V75H87ZM87 76H86V77H87ZM89 76H90V75H89ZM103 76H104V75H103ZM103 76H101L102 79L105 78V80H106V79H107V75H106V77H105V76L103 77ZM109 76H110V75H109ZM114 76H115V75H114ZM114 76H113V78L110 77L111 80H110V78L108 77V79H107L106 81L108 82V80H110V81L108 82L109 84L105 81L108 85L105 83L106 86H104V87H105L106 89L102 88V89H104V90H106V91H110L109 93H111L112 90H116V89H118V87H116V85L113 84V83H114V82L116 83V80L118 79V78L116 79V77L119 76V75L117 74L115 77H114ZM122 76H123V75H122ZM130 76H131V75H130ZM130 76H129V77H130ZM133 76H131V79H127V80H131V81H133L132 79H134V82H133V83H131L130 81L127 83V81L124 79V81L126 82V84H128V86L126 85L128 88H130L131 86H133V85H131V84L136 83V82H135L136 79H135ZM156 76H157V75H155L154 78H155ZM171 76H172V75H171ZM177 76H178V75H177ZM180 76H181V75H180ZM189 76L191 77L192 75H189ZM215 76H216V75H215ZM219 76H220V75H219ZM11 77H13V75H12ZM11 77H10V78H11ZM90 77H91V76H90ZM149 77H150V76H149ZM152 77H150L149 79L146 78V80L149 81ZM161 77H162V76H161ZM15 78H16V77H15ZM91 78H92V77H91ZM97 78H98V77H97ZM114 78H115V81L112 83V81L114 80ZM123 78H125V76H124ZM138 78H140V77H138ZM138 78H137V79H138ZM141 78H142V77H141ZM157 78H158V76H157ZM159 78H160V77H159ZM171 78H172V77H171ZM175 78H176V76H175ZM178 78H179V77H178ZM195 78H196V76H195ZM195 78H194V79H195ZM7 79H9V78H7ZM7 79H5V80H7ZM17 79H18V76H17ZM88 79H89V78H88ZM100 79H101V78H100ZM100 79L98 78L97 80L99 81ZM152 79H153V78H152ZM179 79H180V78H179ZM215 79H216V78H215ZM3 80H4V79H3ZM21 80H22V79H21ZM144 80H145V78H144ZM155 80H156V78H155ZM169 80H170V78H169ZM195 80H196V79H195ZM216 80H218V79H216ZM0 81H1V80H0ZM15 81H16V80H15ZM15 81H14V82H15ZM89 81H91V80H89ZM117 81H118V80H117ZM119 81H120V80H119ZM122 81H123V80H122ZM138 81H139V82H143V83L146 82L145 84L147 85V81H145V82H144L143 80H142V81H141V80H138ZM151 81H152V80H151ZM153 81H154V80H153ZM161 81H162V78H161ZM163 81H164V80H163ZM163 81H162V82H163ZM170 81H171V80H170ZM172 81H174V80H172ZM178 81H179V80H178ZM214 81H215V80H214ZM1 82H2V81H1ZM4 82H5V81H4ZM19 82H21V81H18V83H19ZM100 82H101V83H100V85H101L102 82H103V80L100 81ZM154 82H155V81H154ZM191 82H192V81H191ZM193 82H194V81H193ZM18 83H17V84H18ZM22 83H24V82H22ZM94 83H95V82H94ZM96 83H98V82L96 81ZM117 83H118V82H117ZM117 83H116V84H117ZM130 83H131V84H130ZM137 83H138V82H137ZM143 83H141L142 86L145 85V84L143 85ZM148 83H150V82H148ZM151 83H152V82H151ZM157 83L159 84L158 81H157ZM163 83H164V82H163ZM163 83H162V84H163ZM165 83H166V81H165ZM165 83H164V84H165ZM167 83L169 84L168 81H167ZM167 83H166V84H167ZM15 84H16V83H15ZM19 84H20V83H19ZM98 84H99V83H98ZM110 84H111V86L115 85V88L109 86ZM121 84H125V83H121V82H120V83L117 84V86H118V85L120 86ZM138 84H139V83H138ZM158 84H157V86H158ZM162 84H160V87H161V88H162V86H161ZM179 84H180V83H179ZM182 84H184V83H182ZM212 84H213V83H212ZM212 84H211V85H212ZM0 85L2 86L1 83H0ZM3 85H4V84H3ZM5 85H6V84H5ZM102 85H103V84H102ZM135 85L137 86V84H135ZM149 85H150V84H149ZM153 85H155V84H153ZM211 85H210V86H211ZM214 85H215V84H214ZM216 85H217V84H216ZM13 86H14V85H12V91L14 90V88H16V87L13 88ZM21 86H22V85H21ZM107 86L109 87L110 90H107ZM123 86H124V85H123ZM151 86H152V85H150V87H151ZM170 86H171V85H170ZM191 86H193V85L191 84ZM194 86H195V85H194ZM194 86H193V87H194ZM210 86H209V87H210ZM212 86H213V85H212ZM2 87H3V86H2ZM4 87H5V86H4ZM4 87H3V88H4ZM8 87H9V89L5 88V89H7V90H5V95H6V92H8V90H9V91L11 90V88H10L11 86L8 85ZM127 87H126L125 91L127 90ZM17 88H18V86H17ZM23 88H24V87H23ZM111 88H112V89H111ZM121 88H122V87H119L118 92L120 91ZM1 89H2V88H1ZM1 89H0V91H1ZM123 89H124V87H123ZM136 89H137V87H136ZM140 89H141V87H140ZM140 89H139V90H140ZM143 89H144V88H142V91L144 92ZM153 89H154V88H153V86H152V90H153ZM157 89H158V88H157ZM162 89H164V88H162ZM162 89H161L160 91H162ZM190 89H191V88H190ZM192 89H193V88H192ZM194 89H195V87H194ZM210 89H211V88H210ZM2 90H3V89H2ZM130 90H131V89H130ZM149 90L151 91V89H149ZM149 90H148V89H145V91H149ZM186 90H187V89H186ZM196 90H197V89H195V91H196ZM12 91H11V92H12ZM14 91H16V90H14ZM14 91H13V92H14ZM18 91H19V90H18ZM106 91H105V92H106ZM121 91H123V90H121ZM121 91H120V92H121ZM133 91H134V89H133ZM136 91H137V90H136ZM142 91H140V92L143 94ZM150 91H149V92H150ZM156 91H159V90H156ZM195 91H193V93H196ZM13 92H12V93H13ZM127 92H128L129 95H130L132 91L129 92V89H128ZM153 92H154V91H153ZM113 93L115 94V93H117V92L114 91ZM113 93H112V96H113ZM121 93H122V92H121ZM128 93H126V94H128ZM137 93H139V91H138ZM157 93H158V92H157ZM159 93H160V92H159ZM159 93H158V94H159ZM0 94H1V93H0ZM2 94H3V92H2ZM9 94H10V93H9ZM16 94H17V93L15 92V95H16ZM18 94H19V92H18ZM104 94H106V93H104ZM118 94H119V93H118ZM133 94H134V93H133ZM133 94H131V95H133ZM145 94H146V92H145ZM150 94H152V93H150ZM150 94H149V96H150ZM3 95H4V94H3ZM106 95H108V94H106ZM129 95H128V96H129ZM134 95H135V94H134ZM191 95H192V94H191ZM6 96H7V95H6ZM6 96H5V97H6ZM116 96H117V95H116ZM116 96H115V98H116ZM128 96H125V94H124V96H122V97H124V98H122V99L125 100V98H127ZM142 96H143V95H140V97H142ZM152 96H153V95H152ZM160 96H161V95H160ZM162 96H163V95H162ZM166 96H167V95H166ZM203 96H204V95H203ZM16 97H18V96L16 95ZM106 97H107V96H106ZM117 97H118V96H117ZM119 97H120V96H119ZM135 97H136V98L138 97V103H139V100H141V102H142V101H144V100L146 99V98H145V95L143 96V97L145 98L144 100L139 99V96H135ZM146 97H147V95H146ZM150 97H151V96H150ZM150 97H149V98H150ZM158 97H159V96H158ZM192 97H194V96H192ZM13 98H15V96H14ZM108 98H109V97H108ZM115 98H114V99H115ZM128 98L130 99V96H129ZM151 98H153V97H151ZM155 98H156V97H155ZM161 98H162V97H161ZM189 98H190V96H189ZM1 99H3V101H4V97H1ZM110 99L113 100L112 98H110ZM110 99H109V100H110ZM153 99H154V98H153ZM153 99H152V102H153ZM156 99H157V98H156ZM158 99H159V98H158ZM198 99H199V98H198ZM5 100H6V99H5ZM13 100H15V99H12V101H13ZM149 100H150V99H149ZM199 100H200V99H199ZM249 100H250V99H249ZM1 101H2V100H1ZM114 101H115V100H114ZM114 101H113V102H114ZM120 101H121V99H120ZM146 101H147V99H146ZM161 101H162V100H161ZM161 101H160V103H161ZM164 101H165V99H164ZM194 101H195V99H194ZM200 101H202V100H200ZM205 101H206V100H205ZM10 102H11V101H10ZM110 102H111V101H110ZM118 102H119V100H118ZM121 102H122V101H121ZM124 102H125V101H124ZM135 102H136V101H135ZM135 102H134V104H135ZM141 102L139 103L140 106L144 104V103L141 104ZM144 102H145V101H144ZM162 102H163V101H162ZM208 102H209V101H208ZM2 103L4 104V102H1V104H2ZM122 103H123V102H122ZM127 103H128V101H127ZM129 103H130V100H129ZM129 103H128V104H129ZM146 103H147V102H146ZM146 103H145V104H146ZM148 103H149V102H148ZM157 103H158V102H157ZM157 103H155V104H157ZM166 103H167V102H166ZM199 103H200V102H199ZM202 103H203V102H202ZM13 104H14V103H13ZM130 104H132V103H130ZM130 104H129V105H130ZM134 104H133V106H137V105H138L137 103H136L137 105H134ZM203 104H204V103H203ZM205 104H206V103H205ZM146 105H147V104H146ZM158 105H159V104H158ZM164 105H165V104H164ZM198 105H199V104H197V106H198ZM0 106H1V105H0ZM8 106H9V105H8ZM10 106L12 107V105H10ZM116 106H117V105H116ZM130 106H131V105H130ZM130 106H129V107H125V108H130ZM138 106H139V105H138ZM143 106H144V105H143ZM149 106H150V105H149ZM151 106H152V105H151ZM5 107H6V106H5ZM121 107H123V105H121ZM147 107H148V106H146V107H144V108H147ZM156 107H157V106H156ZM159 107H160V106H159ZM201 107H202V106H201ZM212 107H213V106H211V108H212ZM0 108H1V107H0ZM114 108H115V107H114ZM118 108H119V107H118ZM144 108H143V109H144ZM154 108H155V107H154ZM160 108H162V107H160ZM160 108H159V109H160ZM197 108H198V107H197ZM9 109H10V108H9ZM122 109H123V108H122ZM131 109H132V108H131ZM135 109H137V108H135ZM138 109L141 110L142 108L140 109V107H139ZM138 109H137V110H138ZM143 109H142V110H143ZM147 109H149V108H147ZM175 109H176V108H175ZM177 109H178V108H177ZM128 110L130 111V109H127V111H128ZM139 110H138V112H139ZM156 110H157V108H156ZM164 110H165V109H164ZM198 110H199V108H198ZM200 110H202V109H200ZM203 110H204V109H203ZM209 110H210V107H209ZM9 111H10V110H9ZM131 111H135V110H131ZM143 111L148 112L149 110H143ZM150 111H151V110H150ZM207 111H208V110H207ZM213 111L215 112L214 109H213ZM1 112H2V111H1ZM10 112H11V111H10ZM10 112H9V113H10ZM156 112H157V111H156ZM165 112L167 113L168 111H165ZM204 112H205V111H204ZM209 112H210V111H209ZM127 113H128V112H127ZM140 113H141L140 116H142V115L144 114L142 111H141ZM142 113H143V114H142ZM148 113H149V112H148ZM151 113H152V112H151ZM158 113H159V110H158L157 114H158ZM132 114H135V113H132ZM146 114H147V113H146ZM149 114H150V113H149ZM161 114H162V113H161ZM167 114H168V113H167ZM127 115H128V114H127ZM130 115H131V114H130ZM135 115H137V114H135ZM147 115H148V114H147ZM133 116H134V115H133ZM133 116H132V117H133ZM140 116H139V117H140ZM144 116H145V114H144ZM159 116H160V115H159ZM159 116H158V117H159ZM165 116H166V115H165ZM180 116H181V115H180ZM134 117H136V116H134ZM139 117H138V118H139ZM168 117H169V114H168V116L166 117V118H167L166 121H169V120H168ZM136 118H137V117H136ZM141 118H142V117H141ZM145 118H147V117H145ZM152 118H153V117H152ZM159 118H160V117H159ZM163 118H164V117H163ZM176 118H177V113H176ZM179 118H180V117H179ZM199 118H200V117H199ZM201 118H202V117H201ZM127 119H128V118H127ZM127 119H126V121H127ZM129 119H131L130 116H129ZM142 119H144V118H142ZM149 119L151 120V122H153L151 118H149ZM149 119H148V120H149ZM169 119H170V118H169ZM172 119H173V118H172ZM146 120H147V119H146ZM146 120H145V121H146ZM153 120L155 121V119H153ZM156 121H157V120H156ZM176 121H177V119H176ZM182 121H183V120H182ZM182 121H181V122H182ZM127 122H128V121H127ZM138 122H139V119H138ZM142 122H143V121H142ZM142 122H141V123H142ZM151 122H149V123H151ZM4 123H5V122H4ZM6 123H7V122H6ZM130 123L132 124V123H134V122H131V121H130ZM141 123H140V124H141ZM149 123H148V124H149ZM168 123H170V122H168ZM125 124H126V123H125ZM125 124H123V126H124ZM134 124H136V123H134ZM146 124H147V123H146ZM146 124H145V125H146ZM153 124H154V123H153ZM171 124H172V123H171ZM2 125H3V124H2ZM5 125H6V124H5ZM129 125H130V124H129ZM150 125H151V126H149V125H147V126H149V128L151 127V129L154 128V126H155V124H154V126H153L152 124H150ZM167 125H168V124H167ZM169 125H170V124H169ZM169 125H168V126H169ZM174 125H175V124H174ZM127 126H128V125H127ZM134 126H135V125H134ZM134 126L132 127V129H134ZM140 126H141V125H140ZM147 126H146V128H147ZM157 126H158V125H156L155 127L157 128ZM4 127H5V126L3 125V128L1 129L2 131L6 128V127H5V128H4ZM136 127L138 128V125H136ZM136 127H135L134 130L137 129ZM142 127H143V126H142ZM164 127H165V126H164ZM127 128H128V127H127ZM139 128H140V127H139ZM139 128H138V129H139ZM149 128H148V129H149ZM167 128H168V127H167ZM154 129H155V128H154ZM154 129H152V131H153ZM174 129H175V128H174ZM155 130H156V129H155ZM158 130H160V128H159ZM130 131H131V130H130ZM144 131H145V130H144ZM148 131H149V130H148ZM160 131H161V130H160ZM163 131H164V130H163ZM3 132H4V131H3ZM3 132H1V133H3ZM7 132H8V131H7ZM140 132H141V131H139V135H140ZM155 132H156V131H155ZM164 132H166V133L168 134L167 130L164 131ZM174 133H175V132H174ZM135 134H136V133H135ZM141 134H142V133H141ZM143 134H144V133H143ZM145 134H146V132H145ZM159 134H161V132H160ZM164 134H165V133H164ZM2 135H3V134H2ZM130 135H131V134H130ZM137 135H138V134H136L135 136L137 137ZM139 135H138V136H139ZM146 135H147V134H146ZM156 135H158V134L155 133V136H156ZM147 136H148L147 140H149V134H148ZM161 136H162V135H161ZM161 136H160V138H161ZM170 136H171V134H170ZM195 136H196V135H195ZM129 137H130V136H129ZM157 137H159V136H157ZM197 137H198V135H197ZM2 138H3V137H2ZM151 138H152V136H151ZM151 138H150L151 141L149 140V142H152V143H150L151 146H152V144H153V148H157L159 145H158V144H155L156 141H155L154 138H153V139H154L155 142H153V140H152ZM176 138H178V137H176ZM179 138H180V137H179ZM170 139H171V138H170ZM196 139H197V138H196ZM196 139H194V141H192L193 144H195V140H196ZM204 139H205V138H204ZM130 140L132 141V136H131ZM136 140H137V139H136ZM141 140H142V139H140V142H141ZM145 140H146V139H145ZM164 140H165V139H164ZM178 140H179V139H178ZM178 140H176V141H178ZM207 140H208V139H207ZM1 141H2V140H1ZM138 141H139V140H138ZM165 141L168 142L167 140H165ZM205 141H206V140H205ZM145 142H146V141H145ZM158 142H159V141H158ZM162 142H163V141H162ZM135 143H136V142H135ZM156 143H157V142H156ZM159 143H160V142H159ZM179 143H180V142H179ZM137 144H138V142H137ZM154 144H155V145H154ZM156 145H158V146H157V147H154V146H156ZM160 145H161V144H160ZM166 145H167V144H166ZM172 145H173V144H172ZM177 145H178V144H177ZM185 145H186V144H185ZM195 145H196V144H195ZM139 146H140V145H139ZM151 146H150V147H151ZM161 146H162V145H161ZM175 146H176V145H175ZM146 147H149V145L146 146ZM164 147H165V146H164ZM167 147H168V146H167ZM171 147H172V146H171ZM185 147H186V146H185ZM193 147H194V145H193ZM140 148H141V146H140ZM144 148H145V145H144ZM158 148H159V147H158ZM158 148H157V149H158ZM160 148L164 150V148H162V147H160ZM160 148H159V150L161 151ZM178 148H179V147H178ZM148 149H149V148H148ZM168 149H170V148L168 147ZM176 149H177V147H176ZM179 149H180V148H179ZM159 150H157V151L159 152ZM147 151H148V150H147ZM154 151L157 152L156 149H155ZM172 151H173V150H172ZM175 151H176V150H175V147H174V152H175ZM184 151H185V150H184ZM151 152H152V149H151ZM162 152H163V151H161V153H158V154H159L158 156H160L161 154L163 155L164 153H166L165 151H164L163 153H162ZM176 152H177V151H176ZM179 152H180V151H179ZM143 153H144V151H143ZM148 153H150V149H149ZM145 154H146V153H145ZM148 155H149V154H148ZM153 155H154V154H153ZM153 155H152L151 158L154 157ZM165 155H166V154H164V157L160 156V160L163 159V158H167V157L169 158V156L166 157ZM144 156H145V155H144ZM171 156H172V155H171ZM146 157H147V159H148V156H147V155H146ZM149 157H150V156H149ZM172 157H173V156H172ZM213 157H214V156H213ZM154 158H156V157H154ZM154 158H153V159H154ZM157 158H158V157H157ZM174 158H176V157H174ZM149 159H150V158H149ZM155 160H156V159H154L153 161H155ZM163 160H164V159H163ZM163 160H162V162L164 163ZM176 160H177V159H176ZM158 161H159V160H158ZM167 161H168V160H166L165 163H166ZM170 161H171V159L169 158V161H168V162H170ZM173 161H174V160H173ZM173 161H171V162H173ZM160 162H161V161H160ZM162 162H161V163H162ZM171 162H170V163H171ZM182 162H183V161H182ZM182 162H181V163H182ZM188 162H189V160L187 159V163H188ZM190 162H191V161H190ZM154 163H155V162H154ZM157 163H158V162H157ZM157 163H156V165H157ZM165 163H164V165H165ZM178 163H179V162H178ZM178 163H177V164H178ZM193 163H194V162H193ZM166 164H168V163H166ZM183 164H184V165H187V164H185V162H183ZM190 164H191V163H190ZM158 165H159V164H158ZM158 165H157V166H158ZM166 166H167V165H166ZM166 166H164V167H166ZM172 166H173V164H172ZM176 166H177V165H176ZM189 166H190V165H189ZM158 167H159V166H158ZM169 167H170V166H169ZM192 167H194V166L192 165ZM160 168H161V167H160ZM166 168H167V167H166ZM184 168H186V166H185ZM189 168H190V169H193V168H191V167H189ZM169 169H170V168H169ZM176 169H177V167H176ZM180 169H181V167H180ZM198 169H199V168H198ZM166 170H167V169H166ZM174 170H175V169H174ZM178 170H179V168H178ZM178 170H177V171H178ZM184 170H185V169H184ZM194 170H195V169H194ZM187 171H188V170H187ZM187 171L185 170V172H187ZM195 171H196V170H195ZM167 172H168V171H167ZM175 172H176V171H175ZM192 172H193V171H192ZM181 173H182V172H181ZM191 174H192V173H191ZM193 174H194V172H193ZM193 174L190 175V171H189L188 174H186V175H188L187 177L190 178V179H188V180H189L188 183H190V184H191L192 182H194V179H195V174H194V175H193ZM166 175H167V174H166ZM184 175H185V174H184ZM184 175H183V176H184ZM189 175H190V177H189ZM196 175H197V174H196ZM204 175H205V174H204ZM187 177H186V178H187ZM200 180H201V179H200ZM203 181H204V180H203ZM203 181H202V182H203ZM202 182H201V184L203 185L204 188H203L201 185H200V186H201L200 188H203V189H204V191L202 190V193H205V192H206V194H205V196L207 195V197H205V198H207V199L205 200V203H206V201H207L208 198H209V197H208L209 189H211V188H209L208 190L205 191V189H206L205 187H207V186H206V181L203 182V183H205V186H204V184H203ZM195 183H196V181H195ZM193 184H194V183H192V187H193ZM194 185H195V184H194ZM207 185H208V184H207ZM210 185H211V184H210ZM192 187H190V191H191V192H193L194 190H196V189H194V188L192 189ZM210 187H211V186H210ZM195 188H197V187H195ZM191 189H192V190H191ZM212 189H213V188H212ZM212 189L210 190V192L212 191ZM176 190H177V189H176ZM190 191H189V189H188V192H190ZM175 192H176V191H175ZM175 192H174V194H177V193H175ZM197 193H198V192H197ZM190 195H191V194L189 193V196H190ZM203 195H204V194H203ZM172 196H173V194H172ZM193 196H194V194H193ZM195 196H196V194H195ZM198 196H199V195H198ZM198 196L196 197L197 202H199L198 199H199V197H200V196H199V197H198ZM203 197H204V196H203ZM203 197H201V201H202ZM210 197H211V196H210ZM213 197H214V196H213ZM173 198H174V197H173ZM176 198H177V196H176ZM211 198H212V197H211ZM211 198H210V199H211ZM210 199H209V200H210ZM214 199H215V198H213V202H212V203H215V202H214ZM191 200H192V199H191ZM209 202H210V201H207V204H208ZM195 204L197 205V203H195ZM201 204L203 205V201L201 202ZM207 204H206V205H207ZM216 204H217V203H216ZM202 205H201V208H202V210H203L205 207L202 206ZM211 205L213 206V204H211V203H209V204L207 205V210L209 209V206H211ZM214 205H215V204H214ZM212 206H211V207H212ZM213 207L215 208V206H213ZM213 207H212V209H213ZM201 208L199 209V211L202 212ZM219 208H220V207L218 206V208H217L216 210H218ZM205 209H206V208H205ZM212 209H211V210H212ZM224 209H225V208H224ZM181 210H182V209H181ZM207 210H205L206 213H207ZM213 210H214V209H213ZM220 210H223V209H219V212H220ZM199 211H198V212H199ZM208 211H209V212H208L207 214L210 213V210H208ZM201 212H199V214L202 216V213H201ZM214 212H215V211H214ZM219 212H218V213H219ZM211 213H213V212H211ZM211 213H210V215H212ZM215 213H216V212H215ZM190 214H191V213H190ZM190 214H189V215H190ZM197 214H198V213H197ZM191 215H192V214H191ZM191 215H190V216H191ZM200 215H198V216H200ZM219 215L221 216L220 213H219ZM219 215H218V217H219ZM224 215H225V214H224ZM203 216L206 217L207 215L204 214ZM203 216H202V217H203ZM208 216H209V215H208ZM215 216H216V215H215ZM211 217H212V216H211ZM218 217H216V218H218ZM219 218H220V217H219ZM219 218H218V219H219ZM214 219H215V218H214ZM218 219H217V221H218ZM203 220H204V219H203ZM224 220H225V219H224ZM219 221H221V220H219ZM197 223H198V225L201 224V223H199V222H197ZM217 223H218V222H217ZM217 223H216V224H217ZM257 223H259V222H257ZM235 225H236V224H235ZM258 225H259V224H258ZM199 226H200V225H199ZM199 226H198V227H199ZM187 227H188V225H187ZM193 227H194V226H193ZM193 227H192V228H193ZM200 227H201V226H200ZM228 227H230V226H228ZM228 227H226V228H228ZM258 227H260V226H258ZM262 227H263V225H262ZM262 227H261V229H259V231H257V232H259V233L257 234V236H258L259 234H260V236L263 235L262 233H263L264 231H262V230H263ZM235 228H236V227H235ZM255 228H256V227H255ZM194 229H195V228H194ZM197 229H198V228H197ZM217 229H218V228H217ZM229 229H230V228H229ZM238 229H239V228H238ZM257 229H258V228H257ZM223 230H224V229H223ZM255 230H256V229H255ZM195 231H196V230H195ZM221 231H222V230H221ZM234 231H235V230H234ZM260 231H261V233H260ZM228 232L231 233L230 230H228ZM198 233H199V232H198ZM212 233H213L212 235H215L214 232H212ZM210 234H211V233H210ZM229 235H230V234H229ZM232 235L234 236V233H232L231 236H232ZM236 235H237V234H236ZM236 235H235V236H236ZM172 236H173V235H172ZM235 236H234V237H235ZM237 236H238V235H237ZM237 236H236V238H238ZM260 236H258L259 239H257V240H259V241H262V240H263V241H264V239H263L264 237H261V238H260ZM169 237H170V236H169ZM171 238H172V237H171ZM171 238H170V239H166V240H170L169 242H171V243H170V246L172 247L171 251H170V252L167 251L168 254H164V257H163V258L160 257L161 252L158 253L159 255H157V256H159V258H160V259L158 258V260L161 261V264H179V263H178L179 260H180V264H183V263H181V262L183 261V260L181 259V258H182L181 255H182V253H184V252L181 251V250L179 251V249L177 250L176 248H177L178 246H176L175 244H174V245L176 246V248H175L174 246L171 245V244H173L172 241H174V240H172ZM173 238H174V237H173ZM209 238L211 239V238H213V237H211V236L209 235ZM222 238H223V239H222ZM222 238H221V235H218V236H215L214 240L211 239V240H213V243L208 242V241H207V242H208V244L211 243V246L215 245V243H216V245H217V244L220 242V243L218 244V246H216V247H218V248L221 247V249L223 250L224 247H225V245L228 244L229 241H230V242H232V241H231V240H226L227 237H225V240H224V236H223ZM230 238H231V237H230ZM195 239H198V238H195ZM205 239H206V238H205ZM205 239H204V240H205ZM231 239H232V238H231ZM261 239H262V240H261ZM166 240H165V241H166ZM198 240H199V239H198ZM198 240H193V241H198ZM221 240L223 241L222 243H221ZM176 241H177V239H176ZM176 241H175V242H176ZM215 241H216V242H215ZM217 241H219V242L217 243ZM225 241H227V243L224 244V247L221 246V245H223V243H224ZM236 241H237V240H236ZM263 241H262V242H263ZM214 242H215V243H214ZM233 242H234V243H233ZM233 242H232V243H233V244H232L233 247H231V248H235V249H236L237 246L234 245L236 242H235V241H233ZM262 242H261V243H262ZM181 243H182V242H181ZM176 244H177V243H176ZM229 245H230V244H229ZM166 246L168 247L169 245H166ZM179 246H180V243H179ZM230 246H231V245H230ZM183 247H184V246H183ZM183 247H182V248H183ZM209 247H210V246H209ZM163 248H164V246H163ZM163 248H162V249H163ZM165 248H166V247H165ZM165 248H164V249H165ZM179 248H181V247H179ZM226 248H227V251H223V252H224V253H223L222 250H221L220 253H222V254L219 253L218 255H219V256H220V255H223V257L220 256V258H221L222 260H224L226 263L228 262V263H231V264H236V261H239V260H238V259L236 260L235 256L232 255L233 253L235 254L236 250H235V249H232V250H234L235 252H233L232 250L230 251L229 248H228V245H226L225 249H226ZM231 248H230V249H231ZM164 249H163V250H164ZM167 249H168V248H167ZM175 249H176V250H175ZM183 249H184V248H183ZM213 249H214V248H213ZM168 250H169V249H168ZM228 250H229V252H228ZM184 251H185V250H184ZM215 251H216V250H215ZM218 251H220V248H219ZM163 252H166V251L164 250V251H162V253H163ZM167 252H166V253H167ZM232 252H233V253H232ZM184 254L186 255L187 252H185ZM184 254H183V255H184ZM189 254H190V252L188 251V255H189ZM192 254H194V256L196 255L195 253H192ZM149 255H150V254H149V252H148V256H149ZM188 255H186L185 257H187ZM218 255H217V257L219 258ZM235 255H236V254H235ZM157 256H156V257H157ZM161 256H163V254H161ZM180 256H181V258H180ZM236 256H237V255H236ZM143 257H144V256H143ZM167 257H168V260H169V259L172 260L171 263H170V261L168 262V260H166ZM195 257H196V256H195ZM195 257H193V258H195ZM261 257H262V256H261ZM261 257H260V258H261ZM189 258H190V257H189ZM262 258H263V257H262ZM186 260H187V259H186ZM187 261H188V260H187ZM195 263H196V262H195ZM195 263H193V264H195ZM263 263H264V261H263ZM159 264H160V263H159ZM213 264H214V263H213ZM237 264H239V262H238Z\"/></svg>",
    "mask_w": 264,
    "mask_h": 264
}]
</instances>
